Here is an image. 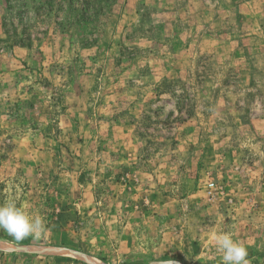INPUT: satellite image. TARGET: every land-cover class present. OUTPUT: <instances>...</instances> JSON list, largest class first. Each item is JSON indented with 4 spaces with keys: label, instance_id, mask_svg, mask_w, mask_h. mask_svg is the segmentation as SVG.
Wrapping results in <instances>:
<instances>
[{
    "label": "rangeland",
    "instance_id": "rangeland-1",
    "mask_svg": "<svg viewBox=\"0 0 264 264\" xmlns=\"http://www.w3.org/2000/svg\"><path fill=\"white\" fill-rule=\"evenodd\" d=\"M13 197L0 264H264V0H0Z\"/></svg>",
    "mask_w": 264,
    "mask_h": 264
},
{
    "label": "clouds",
    "instance_id": "clouds-1",
    "mask_svg": "<svg viewBox=\"0 0 264 264\" xmlns=\"http://www.w3.org/2000/svg\"><path fill=\"white\" fill-rule=\"evenodd\" d=\"M0 230L5 231L17 242L46 230V221L38 213L29 214L18 205L15 197L0 203ZM217 250L222 253V264H250L246 247L224 232L215 236ZM169 264H174L169 261Z\"/></svg>",
    "mask_w": 264,
    "mask_h": 264
},
{
    "label": "built area",
    "instance_id": "built-area-1",
    "mask_svg": "<svg viewBox=\"0 0 264 264\" xmlns=\"http://www.w3.org/2000/svg\"><path fill=\"white\" fill-rule=\"evenodd\" d=\"M213 188H214V184H209L208 185L209 193H211V191L213 190Z\"/></svg>",
    "mask_w": 264,
    "mask_h": 264
}]
</instances>
